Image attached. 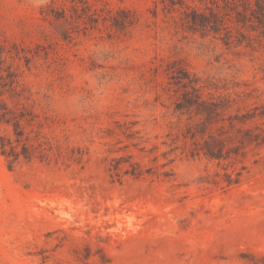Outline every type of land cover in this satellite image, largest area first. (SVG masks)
I'll use <instances>...</instances> for the list:
<instances>
[{"label":"rangeland","instance_id":"rangeland-1","mask_svg":"<svg viewBox=\"0 0 264 264\" xmlns=\"http://www.w3.org/2000/svg\"><path fill=\"white\" fill-rule=\"evenodd\" d=\"M0 264H264V0H0Z\"/></svg>","mask_w":264,"mask_h":264},{"label":"trees","instance_id":"trees-1","mask_svg":"<svg viewBox=\"0 0 264 264\" xmlns=\"http://www.w3.org/2000/svg\"><path fill=\"white\" fill-rule=\"evenodd\" d=\"M119 14H123V15H125L126 17H133L132 16V13L129 11V10H126V9H121L120 10V13ZM127 19V20H118V19H116V23H117V25H118V27L120 28V29H124V28H127V27H130V26H133L134 25V22L132 21V19ZM193 23H194V25H198V23H200L201 24V26L202 25H204V24H202V22H198L197 21V18H196V20L195 21H193ZM205 23V22H204ZM216 152H209V156L210 157H213V158H218V155L217 154H215Z\"/></svg>","mask_w":264,"mask_h":264}]
</instances>
